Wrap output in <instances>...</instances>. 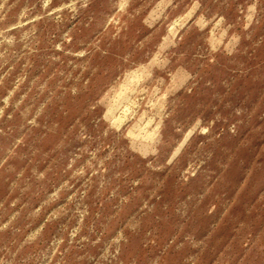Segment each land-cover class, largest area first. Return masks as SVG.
Here are the masks:
<instances>
[{"label":"rangeland","instance_id":"374dc122","mask_svg":"<svg viewBox=\"0 0 264 264\" xmlns=\"http://www.w3.org/2000/svg\"><path fill=\"white\" fill-rule=\"evenodd\" d=\"M0 264H264V0H0Z\"/></svg>","mask_w":264,"mask_h":264}]
</instances>
